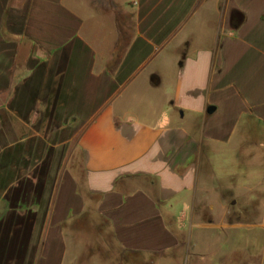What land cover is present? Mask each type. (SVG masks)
Masks as SVG:
<instances>
[{"label":"crops","instance_id":"crops-1","mask_svg":"<svg viewBox=\"0 0 264 264\" xmlns=\"http://www.w3.org/2000/svg\"><path fill=\"white\" fill-rule=\"evenodd\" d=\"M232 141L264 149V0H0V264L173 250Z\"/></svg>","mask_w":264,"mask_h":264},{"label":"rangeland","instance_id":"rangeland-1","mask_svg":"<svg viewBox=\"0 0 264 264\" xmlns=\"http://www.w3.org/2000/svg\"><path fill=\"white\" fill-rule=\"evenodd\" d=\"M211 164L204 177L213 188L209 203L214 210L199 205L200 219L179 232L178 247L126 257L119 248L98 253L95 246L92 264L112 256L114 264H264V149L232 141L218 148Z\"/></svg>","mask_w":264,"mask_h":264}]
</instances>
